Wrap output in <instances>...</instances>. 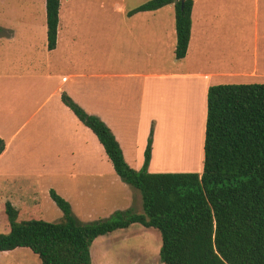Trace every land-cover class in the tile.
I'll list each match as a JSON object with an SVG mask.
<instances>
[{"label":"crops","instance_id":"0c3cea01","mask_svg":"<svg viewBox=\"0 0 264 264\" xmlns=\"http://www.w3.org/2000/svg\"><path fill=\"white\" fill-rule=\"evenodd\" d=\"M42 1L44 9L13 10L0 0V28L12 32L11 37L0 36V137L7 145L0 155V208L10 203L23 219L41 217L42 203H51L52 190L70 203L80 221L94 220L95 215L105 216L100 219L104 220L138 207L143 211L140 193L117 175L98 137L64 104V94L107 124L131 168L144 166L154 126L150 173H192L193 168L198 173L203 172L209 88L264 84V49L261 57L256 49L254 67L248 70L250 38L242 0H194L190 47L181 61L176 59L173 5L128 16L137 23L113 26L111 73L94 71V65L104 68L105 60H90L87 47L81 45L84 36L71 23L72 13L63 0L57 46L49 50L47 0ZM257 2L252 43L264 48V5ZM166 9H170L167 17L162 14ZM121 61L135 64L136 71H116ZM32 62L41 69L32 67ZM125 79L129 83L124 87ZM174 83L186 88L198 108L189 123L193 125L199 116L198 133L193 131L181 142L175 129L173 141L191 169L157 161L167 144L162 138V86ZM116 233L106 236L109 247L124 237ZM19 250L0 253V264H29L25 250Z\"/></svg>","mask_w":264,"mask_h":264},{"label":"trees","instance_id":"16d2710c","mask_svg":"<svg viewBox=\"0 0 264 264\" xmlns=\"http://www.w3.org/2000/svg\"><path fill=\"white\" fill-rule=\"evenodd\" d=\"M62 0H47L48 48L55 50ZM176 11V59L187 57L194 0H151L129 16L168 6ZM12 32L0 28V36ZM64 104L98 137L117 175L141 194L143 213L117 211L81 222L55 190L51 198L63 221L23 219L10 203L0 233V253L30 249L42 264H93L92 247L104 236L142 225L161 234L162 264H264V84L209 88L202 173H150L153 126L141 170L127 163L113 131L67 94ZM0 137V155L6 151Z\"/></svg>","mask_w":264,"mask_h":264},{"label":"rangeland","instance_id":"374dc122","mask_svg":"<svg viewBox=\"0 0 264 264\" xmlns=\"http://www.w3.org/2000/svg\"><path fill=\"white\" fill-rule=\"evenodd\" d=\"M7 7L13 10L17 9H33V8H46L42 0H5ZM151 0H63L64 8L72 13L71 23L77 24V33L84 36L81 45L87 47V55L90 60L96 62L98 58L103 57L104 68L96 67L94 71L100 72L104 69V73L113 72V56L115 48L112 45L113 26L115 24H131L137 21L129 19V13L140 6L148 3ZM241 1V0H237ZM244 8H247L248 16V31H249V68L253 69V61L255 59V51L259 49V57L262 55L264 49L259 43L254 47L252 43L255 34L256 24V8L258 7L257 0H242ZM264 5V0H260V6ZM170 9L162 12L165 16H169ZM173 15V13L171 12ZM11 32V31H10ZM7 37V36H5ZM11 37V36H9ZM129 55L121 57L128 58ZM243 60H245L243 56ZM118 61V59H116ZM252 61V62H251ZM244 62V61H243ZM28 65V64H27ZM32 67L40 68L37 62L31 63ZM235 67V66H234ZM116 71H121L122 74H128L136 71V65L128 62H117ZM41 69V68H40ZM111 71V72H108ZM244 71V70H243ZM129 80H121L122 86H126ZM183 86V85H182ZM185 92V94H184ZM162 100L160 104V114L163 116V133L165 144L160 150V156L157 161L160 165H169L173 168H192L188 163V159L183 151H177L173 147V141L176 138L175 129H179L181 133V142L183 139H188L192 136L193 131L198 133L199 129V116L195 118L193 125L189 124L192 120L191 115H196V106L192 101V97L188 95L186 88H182L177 83L165 84L162 86ZM181 102V104H180ZM183 103V106H182ZM198 111V108H197ZM199 113V112H198ZM201 117V115H200ZM202 118V117H201ZM178 123V126H177ZM204 126V124H203ZM196 127V128H195ZM183 128V130H181ZM171 130L173 132L171 133ZM174 133V134H173ZM110 162V161H109ZM204 164V163H203ZM175 166V167H174ZM196 168H193L192 173H195ZM202 173V171H198ZM142 199V196L140 194ZM42 203V216L48 223L58 224L63 221V212L54 204ZM143 201H141L142 205ZM136 209V213H143V211ZM79 216V215H78ZM105 216L95 215L94 220H86L82 218L83 223H91L95 220H100ZM90 221V222H88ZM6 224V217L3 213V208H0V233L4 231ZM115 236H124L117 239L113 246L109 247L108 238H101L92 247V260L93 264H162L160 259V246L162 247L161 234L156 230L146 229L142 225H133L131 228L121 230ZM146 246H143V245ZM151 246V247H150ZM19 250V249H17ZM24 256L29 260V264H42L39 257L34 254L30 249H21ZM16 251V250H15ZM149 252V253H148ZM13 264H16L14 262Z\"/></svg>","mask_w":264,"mask_h":264},{"label":"water","instance_id":"95a60500","mask_svg":"<svg viewBox=\"0 0 264 264\" xmlns=\"http://www.w3.org/2000/svg\"><path fill=\"white\" fill-rule=\"evenodd\" d=\"M185 2V0H183V3Z\"/></svg>","mask_w":264,"mask_h":264},{"label":"bare ground","instance_id":"6f19581e","mask_svg":"<svg viewBox=\"0 0 264 264\" xmlns=\"http://www.w3.org/2000/svg\"><path fill=\"white\" fill-rule=\"evenodd\" d=\"M196 128V127H195ZM175 167V166H174Z\"/></svg>","mask_w":264,"mask_h":264}]
</instances>
